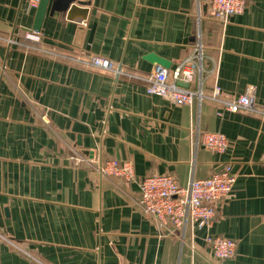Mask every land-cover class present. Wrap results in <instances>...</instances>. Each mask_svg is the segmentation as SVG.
Listing matches in <instances>:
<instances>
[{
    "label": "crops",
    "instance_id": "obj_1",
    "mask_svg": "<svg viewBox=\"0 0 264 264\" xmlns=\"http://www.w3.org/2000/svg\"><path fill=\"white\" fill-rule=\"evenodd\" d=\"M79 1L69 19L50 0L34 41L24 32L39 2L0 0V264H264V0L226 23L205 0ZM199 42L202 101L147 93V54L173 68ZM92 55L120 72L91 66ZM216 87L253 90L261 111H223ZM205 131L224 133L227 151L205 147ZM111 159L131 161L137 180L102 176ZM227 165L236 182L208 228L175 231L144 213L142 178L186 185ZM208 235L236 240V255L216 258Z\"/></svg>",
    "mask_w": 264,
    "mask_h": 264
},
{
    "label": "built area",
    "instance_id": "obj_2",
    "mask_svg": "<svg viewBox=\"0 0 264 264\" xmlns=\"http://www.w3.org/2000/svg\"><path fill=\"white\" fill-rule=\"evenodd\" d=\"M211 16L221 23H226L234 14L244 11L246 0H205ZM39 0H32L37 5ZM27 39L39 41L40 31L27 29ZM204 48L199 42L193 54L185 62L173 67L156 66L149 78L147 93L166 98L174 104L193 105L204 98L203 89L192 87L196 75L202 74ZM88 64L103 70L120 72V65L109 58L92 55ZM183 82L189 87L179 84ZM213 98L220 100L223 111L237 112L248 110L260 112L253 90L236 97H222L220 87L214 90ZM202 144L215 153H224L229 148V140L222 132L202 133ZM98 171L109 179L121 178L127 182L136 181L134 164L131 161L111 159L99 161ZM236 182L232 166L227 165L206 178L191 179L181 185L172 174L149 175L139 180L140 205L145 214L153 217L159 224L175 231H183L192 224L193 228H208L217 214V204L226 197ZM213 255L221 260L231 259L237 253V241L220 235H208L206 238Z\"/></svg>",
    "mask_w": 264,
    "mask_h": 264
},
{
    "label": "water",
    "instance_id": "obj_3",
    "mask_svg": "<svg viewBox=\"0 0 264 264\" xmlns=\"http://www.w3.org/2000/svg\"><path fill=\"white\" fill-rule=\"evenodd\" d=\"M50 0H39V4L37 7L35 20L33 24L32 30L40 31L48 10ZM84 5V2L79 0H53L52 6H51V13H54L55 11H65L68 14L69 19H75L74 14L76 12H82L81 6ZM86 13V10L83 11ZM85 19L84 17L79 18V21H82ZM145 59L149 62L155 64L156 66H162L164 68H171L172 62L166 58H163L155 53H149L145 56ZM181 86L189 87L188 84H185L183 82H179Z\"/></svg>",
    "mask_w": 264,
    "mask_h": 264
}]
</instances>
